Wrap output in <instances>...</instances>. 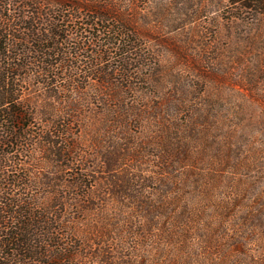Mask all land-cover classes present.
<instances>
[{"label": "trees", "instance_id": "1", "mask_svg": "<svg viewBox=\"0 0 264 264\" xmlns=\"http://www.w3.org/2000/svg\"><path fill=\"white\" fill-rule=\"evenodd\" d=\"M132 1L122 7L123 0H0V264L79 262V253L91 247L59 240L86 229L84 220L94 211V204L88 203L93 183L102 181L112 195L132 201L121 204L115 218L101 214V222L87 226L99 238H134L137 252L143 246L141 238L149 236L175 249L169 264H264V256L257 258L246 250L250 242L264 249V209L251 207L232 225L235 234L230 235L225 231L228 215L242 203L218 204L222 213L214 216L209 214L210 204L182 201L184 189L175 186L172 168L191 166L188 175L194 174L191 142L205 124L193 117V108L183 105L186 99H169V105L154 107L124 101L127 94L143 92L138 84L158 76L156 70L149 76L143 73L148 58L138 47L144 36L135 32L134 20L120 13L135 9L138 0ZM220 2L227 10L264 19V0ZM111 60L118 61L114 65ZM89 79L114 91L112 98L119 103L115 123L147 119L157 126L154 157L159 170L153 180H141L163 185L152 193L162 200L140 201L137 177L124 171L127 162L137 164L145 153L143 147L131 149V137H121L124 144L115 151L100 153L108 177L90 174L83 143L72 132L78 109L72 95H85L89 87L83 81ZM39 90L44 91L39 97L42 105L35 97ZM183 115L187 116L179 123ZM75 164L80 173L66 183L64 171ZM170 176L175 185H169ZM186 178L181 179L184 185ZM73 189L80 190L76 198L69 193ZM169 194L178 197L169 201ZM77 199L80 203L74 204ZM104 261L116 264L109 257Z\"/></svg>", "mask_w": 264, "mask_h": 264}, {"label": "rangeland", "instance_id": "2", "mask_svg": "<svg viewBox=\"0 0 264 264\" xmlns=\"http://www.w3.org/2000/svg\"><path fill=\"white\" fill-rule=\"evenodd\" d=\"M128 3L133 1L123 0L121 6ZM136 4L135 9H121L120 13L134 20L135 32L144 36L138 47V52L148 58L143 73L149 76L156 70L158 76H153L152 82L148 79L138 84L137 88L143 92L127 94L124 101L134 107H154L169 105V99L185 98L183 105L193 108V117L205 122L197 130L200 137L191 142L192 159L198 162L191 163L196 165L194 174L188 175L193 170L191 166L174 167L177 184L171 182L174 178L170 176L169 185L184 189L183 203L210 204L209 214L214 216L222 213L218 204L242 203V207L230 210L228 225L224 227L233 235L232 225L251 212V207L264 209V19L240 14L236 9L227 10L220 0H138ZM116 61L110 62L116 65ZM111 63L105 62V66ZM83 82L92 90L88 89L82 97L72 95L78 107L72 132L83 143L86 151L83 160L91 167L90 174L108 177L101 168L100 153L105 149L115 151L124 144L121 137H131L135 142L131 149L143 147L145 153L137 164L125 161L124 171L137 177L135 191L140 201L162 200L152 193L154 189L161 191L163 185L141 180H153L159 170L154 157L157 126L147 119L144 123L130 120L115 123L119 103L112 98L114 91L99 86L95 79ZM43 92L35 94L39 105ZM186 116H178L182 120L179 123ZM78 173L77 164L66 168L63 174L66 183ZM186 175L184 185L181 179ZM97 183H93L88 201L94 204V211L84 220L86 229L78 236L62 235L59 240L91 247L90 251L79 253V262L73 264H107L106 257L116 264H169L175 249L160 245L149 236L141 238L143 246L134 252V238L113 235L102 239L94 231H87V226L97 225V219L101 222V214L108 220L115 218L121 214L118 207L132 201L112 195L106 181ZM69 193L76 198L80 190ZM177 197L169 194V201ZM123 209L131 212L130 208ZM246 250L257 258L264 256V249L257 243L250 242Z\"/></svg>", "mask_w": 264, "mask_h": 264}]
</instances>
